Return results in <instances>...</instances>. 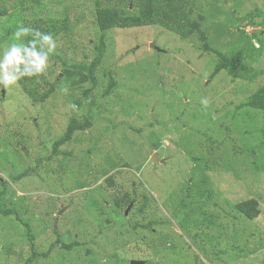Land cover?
<instances>
[{
	"label": "rangeland",
	"instance_id": "1",
	"mask_svg": "<svg viewBox=\"0 0 264 264\" xmlns=\"http://www.w3.org/2000/svg\"><path fill=\"white\" fill-rule=\"evenodd\" d=\"M96 1L109 0H0V56L22 42L18 26L47 18L56 53L89 64L103 48L94 87L72 84L54 57L43 101L20 80L0 84V264L30 256L25 224L49 252L31 264H264V117L236 109L264 86V0H170L155 24L112 27L103 42ZM192 22L225 53L243 30L261 46L257 75H211L217 57L197 33L181 35ZM110 74L117 86L105 93ZM72 117L90 126L54 153ZM249 198L253 219L236 208ZM58 238L78 245L48 251Z\"/></svg>",
	"mask_w": 264,
	"mask_h": 264
},
{
	"label": "trees",
	"instance_id": "2",
	"mask_svg": "<svg viewBox=\"0 0 264 264\" xmlns=\"http://www.w3.org/2000/svg\"><path fill=\"white\" fill-rule=\"evenodd\" d=\"M106 1V0H105ZM108 1V0H107ZM170 0H109L103 4L102 2H95V21L98 29L100 30V40L103 42L105 38L104 32L112 27H134L155 24L157 22V11L159 7L167 4ZM20 2V0H19ZM131 5V9L129 8ZM4 9H0V16L5 15ZM196 22V21H195ZM192 22L189 30L181 31L182 36H188L194 33L198 34V37L203 40L202 49L204 51L213 53L217 57L213 72L211 75L217 74L220 70H225L231 78H242L246 80H251L257 75V71L251 67L250 63L256 60L261 53V46L255 47L251 44L250 39L245 34L243 30H240V37L237 41V45L230 49L228 52H222L214 47H211L206 42L205 32L197 26V22ZM20 23L19 25H21ZM27 27L29 29L39 30L41 33L49 34L54 38L57 28L54 24V20L46 19V21L41 24L30 25ZM33 39H37L30 32L27 36H22V42L28 44ZM261 42V41H260ZM37 48L47 49V45L42 43H37ZM103 52L101 48L99 56H96L89 64L85 61H75L73 59H68L62 54H58L55 51L49 54L48 58L54 57L57 59L61 65V72L66 76L67 79L71 80L72 84H82L85 82L90 83V87L96 85V77L94 71L96 69L99 58ZM250 60V61H249ZM23 83V88L25 92L35 101H43L46 99L53 90L52 84H47L45 79L38 75L24 76L20 79ZM46 86V87H44ZM117 86V82L113 75L110 74L108 79V84L106 92L111 91ZM41 87L44 89L39 90ZM87 91V90H85ZM84 91V92H85ZM87 92L85 93V95ZM250 108L259 110L264 117V86H259L252 94L245 98L242 102L236 105V109ZM90 126L89 118L79 120L75 117L70 118L66 128L58 138L53 141L52 151L58 152L60 145L70 140L75 131L84 130ZM18 175L13 176L15 179ZM117 206L121 205V202H129L127 195L114 200ZM237 210L242 213L248 219L255 218L259 213L258 202L254 198H249L243 200L236 205ZM155 221V220H152ZM152 221L143 224V228L150 227ZM27 229V236L30 241V251L31 254L23 264H31L39 256H47L49 252L38 253L35 249L32 236L29 231V227L25 224ZM78 245L76 240L71 242L61 241L59 238L52 242L49 246L48 251L54 248L62 250H71Z\"/></svg>",
	"mask_w": 264,
	"mask_h": 264
},
{
	"label": "clouds",
	"instance_id": "3",
	"mask_svg": "<svg viewBox=\"0 0 264 264\" xmlns=\"http://www.w3.org/2000/svg\"><path fill=\"white\" fill-rule=\"evenodd\" d=\"M32 33L37 39H33L28 44L23 42L11 43L0 56V84L4 87L15 85L24 76L38 75L44 72L49 54L56 48L55 41L49 34L41 33L39 30L18 26L14 33L16 41H20L22 36ZM37 43L47 45V49H38ZM201 103L207 107L208 100L202 98ZM75 108V105H72Z\"/></svg>",
	"mask_w": 264,
	"mask_h": 264
},
{
	"label": "water",
	"instance_id": "4",
	"mask_svg": "<svg viewBox=\"0 0 264 264\" xmlns=\"http://www.w3.org/2000/svg\"><path fill=\"white\" fill-rule=\"evenodd\" d=\"M153 158L155 159V160H159V161H163V159H159V157L156 155V154H153ZM136 263H138V261H131V263L130 264H136ZM139 263H142L141 261L139 262Z\"/></svg>",
	"mask_w": 264,
	"mask_h": 264
}]
</instances>
